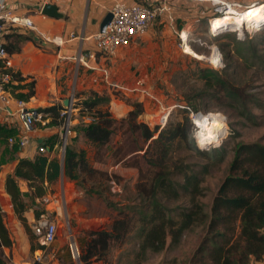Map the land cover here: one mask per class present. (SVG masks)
I'll return each mask as SVG.
<instances>
[{"label":"trees","instance_id":"1","mask_svg":"<svg viewBox=\"0 0 264 264\" xmlns=\"http://www.w3.org/2000/svg\"><path fill=\"white\" fill-rule=\"evenodd\" d=\"M260 30L264 34V26ZM18 37L22 41L32 39L26 34H18ZM234 52L245 60L248 55L257 57V48L252 39H239ZM229 72V64L223 70L202 68L200 77L204 90L199 92V96L213 98L221 108L238 110L240 115L255 121L256 116L248 105L253 104L264 112V102L244 86L236 85ZM33 93L34 82L29 91L31 95ZM104 99L96 90H92L88 97L79 99L76 107L80 113L92 111L93 117L90 122L74 125L72 130L82 132L88 141L101 150L110 144L120 122L119 128L124 129L123 140L114 146L117 163L137 167L140 176L144 177L143 161L151 172L148 171L147 178L136 184L135 200L117 208L108 226L89 232V238L81 250V262L94 264L105 260L111 249L133 239L135 256L134 259H127L125 264H138L148 252H161L178 244L196 225H201L204 233L195 252L184 264H253V260L260 261L264 257V136L261 141L237 144L228 174L207 212L197 197L204 193L201 174L208 171V163L200 164L191 157L207 153L216 156L220 152H207L199 148L189 109H181L182 119L171 118L164 127L157 125L152 128L138 120L144 111L141 102L129 100L134 108L126 117L117 120L111 112L97 108ZM62 107L60 104L38 109L50 112L49 124L58 126L62 121L59 117ZM128 132L133 139L126 136ZM139 137L142 139L140 144L136 142ZM60 142L57 135L52 136L46 143L49 152ZM83 173L107 174L90 165L85 149L76 150L69 145L65 148L62 161L58 156L50 157L43 153H38L34 158H20L13 173L7 177L6 190L25 227L30 229L24 216L26 206L18 179L28 182L32 195L42 196L46 191V182L54 183L61 176L76 182L84 179ZM185 197L188 198L187 205L183 202ZM5 216L0 206V264H13L3 250L12 244Z\"/></svg>","mask_w":264,"mask_h":264},{"label":"rangeland","instance_id":"2","mask_svg":"<svg viewBox=\"0 0 264 264\" xmlns=\"http://www.w3.org/2000/svg\"><path fill=\"white\" fill-rule=\"evenodd\" d=\"M262 1L264 0H218L219 5H214L210 0H194L205 13L198 14V12H193L194 14H190L188 19L183 20V23L188 24L185 30L190 32L192 48L198 54L209 55L212 53L213 47L218 46L224 60V64L221 67L214 66L206 58H199L187 52L180 43L178 33L170 30L162 32L161 30L164 27L159 26L156 20L155 24L153 23V26L151 25L150 29L145 33V37L139 39L136 42L137 44L128 47L129 51L122 59L121 66H118L116 58L113 59L114 61H108L109 65L113 67L111 68L115 71L113 78L122 80L129 87L134 86L135 79L142 78L144 86L147 88V93L144 96L140 97L133 92L125 91L112 85L108 86L106 85L107 82L102 80H100L97 87L94 85L96 88L88 87V89L78 90L76 88L77 85L75 84L74 86L73 84L76 88L74 91L76 96H84L81 99L88 97L92 90L100 92L105 99L97 105V108L111 112L112 116L117 120L126 117L130 110L134 108L129 103V100L141 102L144 111L138 120L146 122L152 128L159 125L160 115L164 107L173 106L168 119L172 118L174 120L182 119L181 109L183 107L180 105L190 106L189 116L192 121L194 118L193 114L199 112L203 114L209 112L223 113L228 127L227 130L221 135V139L217 144H211L204 148V150H208L207 152L218 150L220 153L216 156L207 153L191 157V159L200 164L208 163V171L201 174V186L204 188V193L202 196L197 197L207 212L210 210L214 195L228 174L237 144L261 141L264 136V112L256 108L255 105H248V108L256 116L254 118L255 121H252L248 120L245 115H240L238 110L221 108L213 98L199 96V92L204 90L200 70L202 68L223 70L229 64L231 80L236 85L244 86L249 93L264 102V40H262L264 34L260 30L264 26V21L262 23L255 22L251 26L245 22L244 26L240 28L228 27L216 31L211 28L215 20L209 24V18L214 15L218 16L219 13L216 12V8L219 9L223 2H226V4L234 3L239 8L246 9L256 3L264 4ZM226 4L223 6L226 7ZM239 39H252L257 48V57L253 58L248 55V59L245 60L241 55L234 52ZM77 75L76 72L74 74L76 79ZM75 112L74 125L80 124V122H90L93 117L92 111L80 113V109H77ZM194 125L195 135L198 127L196 123ZM117 126L118 128L110 144L101 150H98L93 143L88 141L82 132H73L67 138L66 146L69 145L76 150L85 149L90 165L107 172L105 175L83 173L84 179L81 178L79 181H74V184L68 188V192L75 193L70 198L67 209L70 227L80 250L85 246L91 230L108 226L111 221L110 217L116 214L117 208L136 199V184L147 178L148 171L151 172V169H148V165L143 161H141V165L143 172H145L144 177L140 176L137 167L117 163L118 155L114 153V146L118 141L123 140L122 131L124 129L119 128L120 122ZM126 136L133 139L129 132ZM136 142L140 144L142 139L139 137ZM136 142L130 141L129 143L134 145ZM197 145L199 146L198 142ZM57 151L55 155L58 153L60 156L59 146ZM199 168L201 169V167ZM111 175L120 182L121 192L113 191L109 182ZM69 181L72 182L71 180ZM72 187H74L75 191H73ZM24 200L26 211L31 212L32 207L33 213L37 217L38 209L32 204L33 198L27 196ZM183 202H185L184 205H187L188 198L185 197ZM14 213L22 223L23 221L20 220L15 210ZM6 220L9 221L7 215ZM28 221L29 219L27 218V223L30 226ZM67 232L68 227L64 220H61L58 237L64 241V253L59 257V263L83 264L81 260H74L71 257ZM203 233L202 226L196 225L182 237L178 244L171 245L161 252H148L145 258L139 260L138 264H184L195 252ZM135 250L134 240L129 239L122 246L111 249L105 260L95 263L125 264L127 259H134ZM252 263L264 264V257L260 261L253 260Z\"/></svg>","mask_w":264,"mask_h":264},{"label":"crops","instance_id":"3","mask_svg":"<svg viewBox=\"0 0 264 264\" xmlns=\"http://www.w3.org/2000/svg\"><path fill=\"white\" fill-rule=\"evenodd\" d=\"M157 1L159 0H63L57 4L60 12L64 14L63 17L43 14L39 0L6 1L3 7L5 10H12L16 14L28 16L37 28L34 30L10 22L5 27L3 41L8 48V57L13 63L10 70L15 76L14 82L9 86L10 93L15 98L25 100L29 109L60 104L64 106L67 99L77 102L84 96H76L74 93L76 88L78 90L88 89V87L96 88L102 80L99 75L101 59L99 58L98 61L88 59L89 66H87L79 60L78 56L83 52L95 49L91 35L100 30L102 20L110 12L112 6L116 2L153 4ZM168 1L173 6L171 16L158 19L156 22L159 26L164 27L162 32L170 30L178 33L180 30H185L188 24L183 23V20L188 19L190 14H194L193 12L205 13L194 0ZM18 34L30 35L32 39L19 40ZM145 36L146 34L130 45L137 44L136 42ZM130 45L120 47L116 57L118 66H121L122 59L129 51ZM111 67L110 65L111 80L106 85H111L112 81L119 86L130 88L122 80L113 78L115 71ZM76 72L77 79L74 76ZM32 82H34V93L31 95L29 91ZM73 84L77 85L76 88ZM127 89L123 90L127 91ZM50 120L51 116L47 118L45 124L38 123L29 132L30 143L27 145L20 146L17 143H11L9 138H18L25 133V129L18 118L15 106L13 104L5 105L0 99V206L2 212L8 216L9 221L5 216V224L12 238V244L5 246L3 250L4 255L9 256L13 264H60L59 257L64 253V241L58 237L50 246L45 245L41 240L40 230L37 226V219L42 210L52 206L51 204L45 206L41 203L40 198L50 192H58L62 188V176L54 183L46 182V191L42 196L32 195L28 182L18 179L23 202L27 196L32 197V204L39 212L36 217L32 207L31 212L26 211L27 209L24 211V216L29 219L30 229H27L24 223H21L15 216L11 195L6 190L7 177L13 173L20 158H34L40 153L38 144H46L54 135H57L61 140L60 126L50 125ZM59 145L55 144L51 152L43 154H49L50 157L58 156L62 161L63 158L58 153L55 155ZM65 180L67 198L70 201L75 193L68 192V188L74 183L67 178ZM72 189L75 191L74 187ZM33 236L34 238H32Z\"/></svg>","mask_w":264,"mask_h":264},{"label":"built area","instance_id":"4","mask_svg":"<svg viewBox=\"0 0 264 264\" xmlns=\"http://www.w3.org/2000/svg\"><path fill=\"white\" fill-rule=\"evenodd\" d=\"M8 0H0V99L5 105H14L16 108V113L19 120L21 121L25 133L21 134L18 138L11 137L9 142L17 143L20 146H25L30 143L29 132H31L38 123H46L47 118L51 116L48 111H43L39 109H29L27 108L26 101L20 98H15L9 91V86L14 82L15 76L10 70L13 66L12 60L8 57V52L3 41V35L5 27L8 22L14 23L16 25L27 26L31 29L37 30L33 21L28 16H22L14 13L12 10H5L4 3ZM63 0H39L40 9H42L44 4L52 3L58 4ZM204 1V0H199ZM214 5H219L218 0H210ZM226 2H223L225 5ZM220 5L219 9L216 8V12L219 14L228 11L231 7L234 8L236 13H241L245 9L239 8L233 4H226V7ZM173 11V6L168 0H159L153 4L147 3H128V2H116L110 12L112 13V18L104 31H97L91 35V39L95 43V49L89 50L87 52L81 53L78 58L85 65L89 66L88 59H93L98 61L100 58L101 64L99 67V75L105 82L110 83L111 80V70L108 63L109 60H113L117 57V53L120 47L128 46L133 41L141 38L150 29L151 25L158 19H162L166 16H171ZM215 12V13H216ZM218 14V15H219ZM215 16V15H214ZM209 18V24L214 17ZM247 25V24H246ZM211 27V25H210ZM185 32L187 34L185 35ZM180 37V43L182 47L187 50V45H191V36L188 30H180L178 32ZM220 52L222 63L220 65L215 64L212 60H209L214 66L221 67L224 64L223 55L218 46H215ZM111 85L119 89H127L123 86H119L111 81ZM127 91L138 94L140 97L147 93V88L144 86V80L142 78L135 79L134 86L127 89ZM69 105H64L60 109L59 117L61 118L60 128H61V141L60 142V156L64 158L66 142L69 135L74 132L72 127L75 124L74 113L78 107H76V102L70 99ZM191 109L187 105H180ZM173 106L164 107L162 114L160 115L159 125L160 127L165 126L168 121V117L171 113ZM200 113V112H199ZM193 114V121L195 123V116ZM198 127V126H197ZM49 147L46 144L39 143L38 151L40 153H48ZM62 188L58 192H50L49 194L43 195L40 201L45 206L51 204V207H45L40 213L37 219V226L40 230V236L42 242L50 246L58 238L59 225L61 220L68 227V247L71 257L74 260H80L81 250L79 248L78 242L73 234L70 227L69 213H68V203L67 198V185L65 177L62 176ZM114 192H121V184L117 179L111 177L109 180Z\"/></svg>","mask_w":264,"mask_h":264},{"label":"bare ground","instance_id":"5","mask_svg":"<svg viewBox=\"0 0 264 264\" xmlns=\"http://www.w3.org/2000/svg\"><path fill=\"white\" fill-rule=\"evenodd\" d=\"M216 16L211 20V22L215 20L212 23V30L217 31L228 27L240 28L244 26L245 22L251 26L255 22L262 23L264 21V4H253L241 13H236L234 8H232ZM186 34L187 32H185V35ZM187 52L199 58L210 59L213 63L218 65L222 63L220 52L215 47H213L212 53L207 55L198 54L193 50L192 46L188 44ZM223 115L224 114L221 112H209L206 114L199 113L195 116V123L198 126V130L195 133L197 142L203 140L207 143V146H209L211 144H217L220 141L221 135L224 134L228 128Z\"/></svg>","mask_w":264,"mask_h":264},{"label":"water","instance_id":"6","mask_svg":"<svg viewBox=\"0 0 264 264\" xmlns=\"http://www.w3.org/2000/svg\"><path fill=\"white\" fill-rule=\"evenodd\" d=\"M41 12L45 15H49V16H53V17H63V15H64L62 12H60L59 6L57 4H52V3L44 4L42 9H41ZM111 18H112V13L108 12L107 15L104 17V19L101 22V25H100L101 31L105 30V28L108 25V23L110 22ZM70 102H71V100L67 99L65 101V105H69ZM34 226H35V224H34Z\"/></svg>","mask_w":264,"mask_h":264},{"label":"clouds","instance_id":"7","mask_svg":"<svg viewBox=\"0 0 264 264\" xmlns=\"http://www.w3.org/2000/svg\"><path fill=\"white\" fill-rule=\"evenodd\" d=\"M198 144H199V147H201L202 149H204L205 147H207V143L205 141H203V140L199 141Z\"/></svg>","mask_w":264,"mask_h":264}]
</instances>
